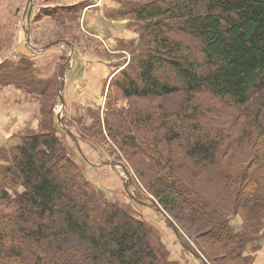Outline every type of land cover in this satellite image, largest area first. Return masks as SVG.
I'll return each instance as SVG.
<instances>
[{
    "label": "trees",
    "instance_id": "16d2710c",
    "mask_svg": "<svg viewBox=\"0 0 264 264\" xmlns=\"http://www.w3.org/2000/svg\"><path fill=\"white\" fill-rule=\"evenodd\" d=\"M108 1L106 18H127L126 26L134 21L138 28L135 37H118L117 49L130 58L119 61L108 79L103 116L109 136L150 158L153 194L189 251L207 264L177 223L196 239L203 232L220 239L227 262L253 264L264 242V151L259 160L227 168L218 182H203L221 142L228 146L231 126L225 125L246 119L243 133L259 124L264 136V0ZM90 4L81 0L50 13L61 21L70 18L77 29ZM62 53L48 75L33 65L34 55L0 68V89L31 94L39 111L51 99L44 109L48 116L43 112L36 128L25 126L0 143V264H178L153 241L145 218L89 178L77 136L64 115L61 125L54 118L56 98L65 102L63 77L71 64L67 51ZM203 93L211 96L208 106L196 97ZM122 96L153 103L175 98L179 107L113 108L111 101ZM90 112L101 126L100 110ZM256 132L253 153L264 145ZM237 213L243 218L239 226L232 221Z\"/></svg>",
    "mask_w": 264,
    "mask_h": 264
},
{
    "label": "rangeland",
    "instance_id": "374dc122",
    "mask_svg": "<svg viewBox=\"0 0 264 264\" xmlns=\"http://www.w3.org/2000/svg\"><path fill=\"white\" fill-rule=\"evenodd\" d=\"M43 1L44 0H42V2ZM101 3L102 6L104 2ZM107 4H109V6L102 9V14L104 16L106 8H110L111 6L110 2H107ZM34 12L38 13V10ZM38 18L33 22L31 27L33 35L36 37L35 41L38 43L43 44L54 38L61 37H67L69 40L76 41V43L73 44L64 41V46L67 47V53H71L70 57H72L73 54H77L75 62L69 57V60L73 62V66L70 67L65 74V83L73 80V82L75 83L76 81L77 84L75 83L73 88L72 85L69 88L63 85L65 102L62 100V97L56 98V104L52 109L56 121L61 125L64 115L68 129L77 136L82 152L87 159V172L89 178L98 184L97 187H102L110 196L116 197V199L119 200L120 198L122 200L124 199L123 202L129 203L139 217H143V219L145 218V220L148 221L147 223L153 227V241L157 242V244L169 253L168 258L170 261H174L178 264H204L200 257L189 251L187 246H184L180 237L176 234L167 219H172L171 215L162 208L158 199L153 194L150 180L151 177L154 176L155 170L153 169V163H151L150 158L140 151L132 150L125 144L116 142L109 136V131L105 126V113L103 116V111L106 109L105 103L108 99L107 90L109 88L108 79H110V72L114 70V67L119 61L123 59L128 60L130 58V53L126 50L117 49L118 37L126 39L135 37L138 33V28H136L134 21L130 20L131 27L125 25L128 21L127 18L121 20L113 19L111 21L108 18L104 19L101 14L97 15L94 13L86 16L85 21L82 20L80 23V28L77 26V30L74 27H67L59 32L56 31L58 28L51 27L53 33H48L43 37L45 32L41 27L45 28L48 25L39 21L40 18ZM41 23L42 26L40 27ZM41 35L42 39L39 38ZM67 44H70V46ZM76 64L77 73L75 71ZM40 73L43 75L45 71H41ZM63 78H65V76ZM114 91H112L113 95H115ZM172 97L176 96L168 98ZM196 97L198 101H201L205 106L210 104L209 99H211V96L209 94H197ZM23 100L25 101L24 105L22 102L16 104V106H20V108H13L9 112L3 110L0 113V138L10 136V133H8L9 130H17L20 126L31 124V126L33 125L36 128L44 109H48L49 104H51V99L47 98L42 103L43 111L42 109L39 111L40 108H38L37 105L34 108V106L26 105L25 98H23ZM177 101H179V99L175 100L174 98L171 101L159 99L153 103L151 99L148 100L143 97L133 96L132 98H128L122 96L118 97V99L114 97L111 103L112 107L115 109L127 108L130 105L132 109L135 106L149 108L152 104L153 107L174 105V108H177L179 107ZM35 109L38 115H36V113L34 115ZM91 109L100 110V119L102 120L101 126L94 124L97 118L94 117L95 115L92 116L90 112ZM228 109L232 111L231 107H228ZM44 113L43 117H47L48 112ZM58 113L61 114L60 118ZM81 114H84L83 118H80ZM261 119L262 118L258 119V122L261 121ZM245 120L246 119L239 118L236 124H231L234 122L233 121L224 126L226 128H228L229 125L231 126L229 128L230 133L225 136L228 140V146H225L224 142H221L214 164L209 163L203 184H211L215 180L218 182L219 177L227 172V168L240 161H249L250 159L259 160L262 158L264 145L257 144L255 146V153H253L252 144L250 142L253 131H255L256 128L257 132L255 138L263 136L261 135L263 130L260 125L257 124V127L251 130L252 132L250 129H247V132L243 133L242 127L246 124ZM249 131L251 133H249ZM65 139L70 138L67 135ZM16 140L17 138L13 141ZM133 160L136 162H133ZM262 161L264 162V158ZM212 171L215 173L214 175ZM129 177L131 178V183L128 186L125 181H127ZM128 192L131 193V197L132 195L134 196L132 198L135 200L129 196ZM205 192H207V190ZM207 197L209 198V195H207ZM152 201L161 207L157 208ZM228 209L231 210L229 213L233 210L231 207ZM232 221L237 226L241 225L243 222L242 215L240 213L233 215ZM177 224L179 225L182 237L205 258L207 264H225V262H227V248L221 246L223 242L220 239L207 237L205 234L206 232L198 235L199 238L196 239L191 236L190 232L185 229L181 223ZM185 226L187 227V225ZM206 250L211 251V255L215 257L218 263L208 256L209 259L205 257L207 255V252H205ZM227 263L235 264L232 262Z\"/></svg>",
    "mask_w": 264,
    "mask_h": 264
},
{
    "label": "crops",
    "instance_id": "0c3cea01",
    "mask_svg": "<svg viewBox=\"0 0 264 264\" xmlns=\"http://www.w3.org/2000/svg\"><path fill=\"white\" fill-rule=\"evenodd\" d=\"M78 1L81 0H44L42 3H39L37 0H0V68L1 66L8 64L7 62L17 63L25 59L27 56H30L32 59L34 55L35 58L33 65L38 70L45 71L43 75H48L49 73L51 74L54 72L57 69L58 62L62 58V52L67 51V47L64 46V42H61L58 45L53 44L51 46L48 45L49 41L44 42L43 44L38 43L35 41L36 37L33 35V30L31 28L32 24L40 14V19L38 18L39 21H42V23L48 25L45 28H42V23L40 24L41 29L45 32L43 37H45V35L48 33H53L51 31V27L58 28L56 31L59 32L67 27H73L71 25L72 21L70 18H65L61 21L50 12L51 9L54 8H56L55 12H58L59 7L63 5L76 4ZM90 2L91 4L88 5L89 7L87 6L85 8V17L89 16V14L92 15L96 13L97 15L101 14L102 17L106 19V17L102 14V9L106 6L107 2H110L112 5L111 1L90 0ZM101 2H104L102 6ZM33 4L39 6L40 11H38V13L34 12L32 8ZM39 38L42 39V35ZM61 38V41H71L67 37ZM70 55L71 53L68 54V58ZM71 58L73 59V62H75L77 59V54H73ZM73 62L70 61V67L73 66ZM75 66V71L77 73V64ZM117 67L118 63L114 69H117ZM64 76L65 78H63V81L67 88L71 87V85L73 88L75 83L77 84V82L75 81L74 83L73 80L65 83L66 75ZM9 85L12 86L13 84ZM63 92L64 88L62 90V95L64 94ZM23 98L26 100V105L34 106L35 108L36 103L34 100L36 98L31 96V94H27L22 90L15 88H13V91H11L9 87L0 89V113L3 110L9 112L13 108H20V106L17 107L16 104H20V102H22L24 105L25 101ZM35 113L36 109L34 111V115ZM36 115L38 114L36 113ZM25 126H31V124L24 125L22 127L20 126L19 128L22 129ZM19 128L17 130H9L8 133H10V136H7L6 138H0V143L6 141L8 137L10 138L12 133L18 131ZM253 264H264V242L262 243V247L254 253Z\"/></svg>",
    "mask_w": 264,
    "mask_h": 264
},
{
    "label": "built area",
    "instance_id": "2783aa9c",
    "mask_svg": "<svg viewBox=\"0 0 264 264\" xmlns=\"http://www.w3.org/2000/svg\"><path fill=\"white\" fill-rule=\"evenodd\" d=\"M38 2L40 1L41 3H42V0H37ZM32 8H33V10L35 11V10H38V11H40L39 10V6H37V5H32Z\"/></svg>",
    "mask_w": 264,
    "mask_h": 264
},
{
    "label": "water",
    "instance_id": "95a60500",
    "mask_svg": "<svg viewBox=\"0 0 264 264\" xmlns=\"http://www.w3.org/2000/svg\"><path fill=\"white\" fill-rule=\"evenodd\" d=\"M64 104V103H63ZM61 109H62V106H61ZM58 115H59V118L61 117V114L60 113H58Z\"/></svg>",
    "mask_w": 264,
    "mask_h": 264
}]
</instances>
